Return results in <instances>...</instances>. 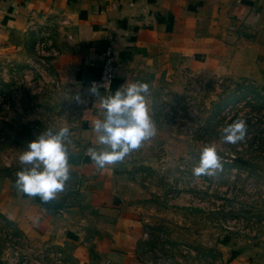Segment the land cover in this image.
Returning <instances> with one entry per match:
<instances>
[{"label": "rangeland", "instance_id": "374dc122", "mask_svg": "<svg viewBox=\"0 0 264 264\" xmlns=\"http://www.w3.org/2000/svg\"><path fill=\"white\" fill-rule=\"evenodd\" d=\"M62 25L45 18L0 51V126L10 131L5 143L17 158L48 129L68 127L69 149L74 143L82 102L54 63ZM150 85L157 134L125 163L126 204L142 226L140 263L229 264L238 243L263 245L264 85L191 71L173 85ZM237 118L246 121L244 139L223 143L221 128ZM210 143L223 170L195 177L200 151ZM70 250L29 238L0 216V264H95L90 254L76 261Z\"/></svg>", "mask_w": 264, "mask_h": 264}, {"label": "crops", "instance_id": "0c3cea01", "mask_svg": "<svg viewBox=\"0 0 264 264\" xmlns=\"http://www.w3.org/2000/svg\"><path fill=\"white\" fill-rule=\"evenodd\" d=\"M48 17L64 22L54 63L82 101L70 179L48 203L20 192L16 174L25 166L8 151L10 131L0 126V216L29 238L70 247L76 261L90 254L95 264H141L142 226L125 200L127 156L100 170L87 155L101 147L93 122L103 113L88 81L98 77L109 45L116 71L101 98L126 82L173 85L187 71L263 86L264 0H0V51ZM238 244L229 264H264V244Z\"/></svg>", "mask_w": 264, "mask_h": 264}, {"label": "clouds", "instance_id": "9594fccd", "mask_svg": "<svg viewBox=\"0 0 264 264\" xmlns=\"http://www.w3.org/2000/svg\"><path fill=\"white\" fill-rule=\"evenodd\" d=\"M90 94L100 99L102 118L95 119L93 130L98 134L101 147H90L87 155L98 169L123 162L131 152L157 134V128L150 116L148 97L150 87L145 82H126L112 95L100 97L99 85L95 82L89 88ZM75 100L82 102L80 95ZM223 143L236 144L243 140L247 126L243 118L226 123L221 128ZM68 127L58 131H41L29 141L19 155V163L25 166L18 171L16 186L28 197H39L44 203L56 199L63 192L70 179ZM223 170L222 157L215 143L206 144L200 151L199 163L193 168V175L213 176ZM38 219V218H37Z\"/></svg>", "mask_w": 264, "mask_h": 264}, {"label": "built area", "instance_id": "2783aa9c", "mask_svg": "<svg viewBox=\"0 0 264 264\" xmlns=\"http://www.w3.org/2000/svg\"><path fill=\"white\" fill-rule=\"evenodd\" d=\"M116 61L110 50V46H106L102 51V63L97 78L88 81L89 86L95 82L99 85V91L106 94L110 89V83L115 77Z\"/></svg>", "mask_w": 264, "mask_h": 264}, {"label": "trees", "instance_id": "16d2710c", "mask_svg": "<svg viewBox=\"0 0 264 264\" xmlns=\"http://www.w3.org/2000/svg\"><path fill=\"white\" fill-rule=\"evenodd\" d=\"M114 79V78H113ZM113 81V80H112ZM112 81H111V83H112ZM111 83H110V85H111Z\"/></svg>", "mask_w": 264, "mask_h": 264}]
</instances>
